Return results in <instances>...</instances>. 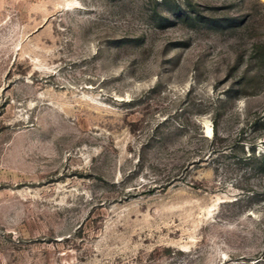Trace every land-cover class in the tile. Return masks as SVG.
<instances>
[{
	"label": "rangeland",
	"instance_id": "rangeland-1",
	"mask_svg": "<svg viewBox=\"0 0 264 264\" xmlns=\"http://www.w3.org/2000/svg\"><path fill=\"white\" fill-rule=\"evenodd\" d=\"M178 1L0 0V264H264V0Z\"/></svg>",
	"mask_w": 264,
	"mask_h": 264
},
{
	"label": "trees",
	"instance_id": "trees-1",
	"mask_svg": "<svg viewBox=\"0 0 264 264\" xmlns=\"http://www.w3.org/2000/svg\"><path fill=\"white\" fill-rule=\"evenodd\" d=\"M174 2H175L174 4L177 5V8H171V6L168 4V0H163L165 8H167V10L170 11L175 18L178 19L179 17L182 16H186L187 18H193L198 15V12L192 10L189 5H188L189 7L182 8V6H180L181 5L180 1L177 0ZM159 18L164 19V16L160 14ZM230 21L233 22L234 20H230ZM215 130H216V126H215ZM215 132H217V130ZM263 158H264V154H263Z\"/></svg>",
	"mask_w": 264,
	"mask_h": 264
},
{
	"label": "bare ground",
	"instance_id": "bare-ground-1",
	"mask_svg": "<svg viewBox=\"0 0 264 264\" xmlns=\"http://www.w3.org/2000/svg\"><path fill=\"white\" fill-rule=\"evenodd\" d=\"M207 133H208V135H210V133H211L210 127H207Z\"/></svg>",
	"mask_w": 264,
	"mask_h": 264
}]
</instances>
